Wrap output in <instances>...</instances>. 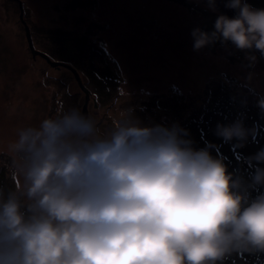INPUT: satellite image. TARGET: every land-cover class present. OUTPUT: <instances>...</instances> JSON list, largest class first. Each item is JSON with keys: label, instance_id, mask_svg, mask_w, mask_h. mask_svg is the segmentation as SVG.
I'll return each mask as SVG.
<instances>
[{"label": "clouds", "instance_id": "clouds-1", "mask_svg": "<svg viewBox=\"0 0 264 264\" xmlns=\"http://www.w3.org/2000/svg\"><path fill=\"white\" fill-rule=\"evenodd\" d=\"M225 6L236 17L219 15L211 33L194 29V49L219 41L264 54V9ZM185 135L179 125L143 126L130 106L105 134L76 107L20 129L7 148L15 189L0 190V264H219L264 254V194L251 196L264 187V149L245 180ZM216 135L244 141L249 131L237 122Z\"/></svg>", "mask_w": 264, "mask_h": 264}, {"label": "rangeland", "instance_id": "rangeland-1", "mask_svg": "<svg viewBox=\"0 0 264 264\" xmlns=\"http://www.w3.org/2000/svg\"><path fill=\"white\" fill-rule=\"evenodd\" d=\"M162 1L0 0V144L6 140L0 148L4 156L7 139L14 141L20 129L55 116L61 107L82 110L85 103V92L70 70L57 69L33 55L24 23H28L35 49L74 65L87 88L93 86L84 71L89 64L117 75L120 84L115 97L102 109L90 103L89 115L97 119L101 134L110 130L113 117L132 99L134 115L148 127H172L182 99L195 101L190 114L196 108L206 112L203 102L210 101V91L221 83L216 75L229 78L227 84L233 91L248 95L254 108L264 111L258 106L264 99V54L242 51L233 44L212 51L209 46L194 49L192 32L197 28L205 32L207 11L236 17V10L225 6L229 0H215V11L209 0H187L190 7ZM53 29L66 30L71 38L87 36L90 51L82 53L79 61L64 58L58 53ZM190 75L196 78L187 81ZM190 81L196 86L193 90ZM252 105L242 106L250 113Z\"/></svg>", "mask_w": 264, "mask_h": 264}, {"label": "trees", "instance_id": "trees-1", "mask_svg": "<svg viewBox=\"0 0 264 264\" xmlns=\"http://www.w3.org/2000/svg\"><path fill=\"white\" fill-rule=\"evenodd\" d=\"M164 1L174 2L185 7H190L191 5L187 0H163L162 2ZM248 1L255 9H264V0ZM207 12L209 23L205 26V32L211 33L215 30L214 24L218 16L212 15L211 10ZM53 31H55V39L59 46L58 53L62 54L64 58L79 61L81 60L82 53L88 50L90 51L88 48L89 42L87 41V36L81 35L76 38H71L66 30L53 29ZM222 45L230 46L232 43L228 42L227 44H223L217 41L209 45V48L212 51L218 49L217 47ZM215 64H217V61ZM72 66L75 67L74 65ZM77 70L79 71V69ZM84 71L93 85L91 86L92 89H90L91 98L89 107L92 101L93 108L98 107L102 109L103 105H107L109 101L112 100V97H115L114 94L120 84L119 80H117V75H111V72H109L107 68L104 71L99 70V68H96L93 64H89ZM199 76L201 77V75ZM200 77L197 78V80H200ZM216 77L220 79L221 83H216L214 89L210 91V101L207 99V101L205 100L203 102V105L207 107L206 112H201L196 108L195 113L190 114L191 112H189V109L192 108L191 104H195V101L191 99H182V104L175 110L178 120H175L173 125H179V127L184 130L186 133L184 138L191 141L192 147L195 150L208 151L214 158L221 160L225 164L230 174L248 180L250 174L254 171L252 162L249 158L260 151L257 150L260 146L264 147V111L256 110L254 108L256 105L251 104L248 95L239 93V91H233L227 84L230 80L229 78L224 75H216ZM194 78L196 77L190 75L187 81L190 79L193 80ZM201 80L203 81V79ZM188 85L191 87H188L190 90L196 87L192 86V81H190ZM95 94L96 98L92 100V95ZM116 97L118 98V93ZM244 100H247V102L244 103L252 105L254 112L249 113L247 109L244 110L242 106ZM128 101V107L130 105H135V99ZM95 103L97 106H95ZM141 103L144 105L146 101L142 100ZM141 115L144 118L146 117L145 114ZM237 122H242L244 127L249 131L246 140L225 142L221 137L216 135L218 125L231 126ZM5 141L6 140L3 139V143ZM7 142L10 143L11 140L7 139ZM3 143H1L0 146ZM0 149V190L7 195L9 191L15 189V182L10 173V166L13 158L8 153V155L5 153L6 156H4L3 148ZM260 166L264 167V165ZM259 194H264V187L251 192L253 198ZM219 264H264V254H232L219 262Z\"/></svg>", "mask_w": 264, "mask_h": 264}, {"label": "water", "instance_id": "water-1", "mask_svg": "<svg viewBox=\"0 0 264 264\" xmlns=\"http://www.w3.org/2000/svg\"><path fill=\"white\" fill-rule=\"evenodd\" d=\"M21 13H23V9H20ZM22 16V14H21ZM24 29H25V36L26 39L28 41V44L30 46V49L33 53V55H40L41 57H43L51 66L60 69L61 67L67 68L68 70H70L72 72V74L74 75L75 79L77 80V82L79 83L80 88L85 92V103L83 105V109L82 112H84L85 114L89 115V102H90V97H91V90L89 88H87V86L83 83L82 81V77L79 73V71L77 70V68L73 67L71 64L66 63L64 61H57V60H52L46 53L38 51L35 49L34 44H33V38L31 35V31L30 28L28 26V24L24 23ZM95 106H97V104L95 103Z\"/></svg>", "mask_w": 264, "mask_h": 264}, {"label": "bare ground", "instance_id": "bare-ground-1", "mask_svg": "<svg viewBox=\"0 0 264 264\" xmlns=\"http://www.w3.org/2000/svg\"><path fill=\"white\" fill-rule=\"evenodd\" d=\"M61 69V68H60Z\"/></svg>", "mask_w": 264, "mask_h": 264}]
</instances>
